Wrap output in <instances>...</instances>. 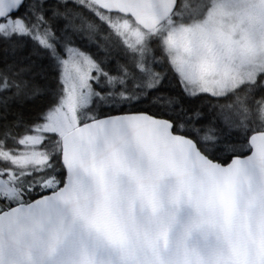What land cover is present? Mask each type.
<instances>
[{"label":"snow or ice","instance_id":"1","mask_svg":"<svg viewBox=\"0 0 264 264\" xmlns=\"http://www.w3.org/2000/svg\"><path fill=\"white\" fill-rule=\"evenodd\" d=\"M0 264H264V0H0Z\"/></svg>","mask_w":264,"mask_h":264}]
</instances>
